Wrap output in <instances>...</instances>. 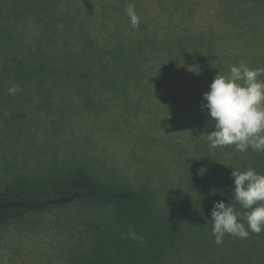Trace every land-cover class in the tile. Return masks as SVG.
<instances>
[{"label": "rangeland", "instance_id": "374dc122", "mask_svg": "<svg viewBox=\"0 0 264 264\" xmlns=\"http://www.w3.org/2000/svg\"><path fill=\"white\" fill-rule=\"evenodd\" d=\"M129 3L139 19L197 26L189 31L210 36L222 75L241 61L264 68V0H0V193L13 184L45 198L56 178L80 170L105 186L144 193L158 212L167 206L179 208L188 196L194 214L204 212L207 217L205 211L213 207H199L212 193H186L188 177L204 183L212 177L211 169L221 176L224 188H233L232 169L251 167L264 174V152L249 148L240 153L234 145L218 147L217 161L210 160L209 166L207 148L209 153L213 149L193 144L194 139L204 140L205 133L193 134L187 146L180 134L178 145L187 148L186 164L180 165L177 136L170 141L163 135L165 130H180L172 115L176 100L138 97L133 89L129 92L131 83L53 85L9 78L13 68L2 62V52L13 51L15 40L31 37L42 21L75 18L74 9L86 4L88 15L102 23L127 20ZM39 29L38 34L45 30ZM14 84L21 90L11 95L8 89ZM223 201L234 202L231 193H224ZM118 215L115 205L91 202L23 214L0 227V264H103L98 254L107 251L106 237L120 230ZM210 221L205 225L212 226ZM225 247L226 264H264V231L247 239L230 236ZM246 253L250 259L244 260Z\"/></svg>", "mask_w": 264, "mask_h": 264}, {"label": "trees", "instance_id": "16d2710c", "mask_svg": "<svg viewBox=\"0 0 264 264\" xmlns=\"http://www.w3.org/2000/svg\"><path fill=\"white\" fill-rule=\"evenodd\" d=\"M77 8L74 9L78 11L77 17L42 21L34 27L31 37L15 40L13 51L2 52V62L13 68L10 79L53 85L128 82L133 84L129 92L133 89L138 97L152 95L171 102L176 100L177 114L174 110L172 115L182 131L173 134L165 130L163 135L169 136L170 141L177 136V146L181 147L178 145L181 135L187 138L184 144L187 146L195 138L193 134L197 137L215 130L207 110H202L203 94L209 91L220 68L210 36L189 31L197 26L167 25L166 20L151 23L138 17V27L132 26L129 17L102 23L88 15L87 4ZM81 16L85 17L78 18ZM41 26L45 30L38 34ZM193 144L197 149L204 144L213 149L209 153L207 148L209 166L213 167L211 161L216 163L214 156L219 148H213L206 136L200 143L194 139ZM186 150L175 146L180 165L186 164ZM193 163L197 166L198 158L194 157ZM188 166L192 169V165ZM209 171L212 177L204 183L187 178L186 193H212L206 196L207 201L200 204V209L213 207L223 201L224 193L233 190L224 188L221 176ZM148 199L144 193L130 188L105 186L83 171H70L52 182L45 198L19 185L5 188L0 193V227L23 214L43 213L81 202L115 205L119 211L116 223L121 228L113 238L106 237L107 251L98 254L103 264H226L222 259L227 256L225 246L230 235L224 237L221 245L214 243L212 226L205 225L211 212L205 211L207 217L204 212L194 214L193 201L188 196L179 208L167 206L160 212L150 207ZM231 204L237 211H243L239 204L233 201ZM130 231L142 237L143 243L129 239ZM245 259H250L247 253Z\"/></svg>", "mask_w": 264, "mask_h": 264}, {"label": "clouds", "instance_id": "9594fccd", "mask_svg": "<svg viewBox=\"0 0 264 264\" xmlns=\"http://www.w3.org/2000/svg\"><path fill=\"white\" fill-rule=\"evenodd\" d=\"M133 27L139 19L133 3L125 8ZM264 68H250L244 61L230 67L229 74L219 72L202 97V110L206 109L214 131L206 136L215 147L235 146V151L249 150L264 152ZM21 89L12 85L8 92L15 95ZM234 186L232 199L243 211H237L233 204L216 202L211 210V225L214 243L221 245L224 237L230 235L247 239L250 234L264 231V174L253 168L246 171L232 169ZM128 238L143 243L142 237L129 232Z\"/></svg>", "mask_w": 264, "mask_h": 264}]
</instances>
